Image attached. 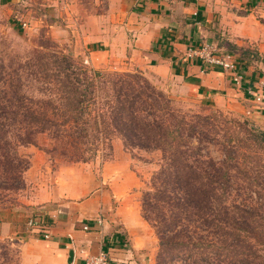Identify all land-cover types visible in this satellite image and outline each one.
<instances>
[{
	"label": "trees",
	"instance_id": "trees-1",
	"mask_svg": "<svg viewBox=\"0 0 264 264\" xmlns=\"http://www.w3.org/2000/svg\"><path fill=\"white\" fill-rule=\"evenodd\" d=\"M28 64L26 75L0 64V202L23 187L29 163L18 148L39 147V136L53 149L62 144L74 163L112 151L119 138L126 150L161 155L141 203L158 238L156 264H264V187L257 169L240 163L246 156L235 133L218 135L211 116L176 108L139 72L99 75L69 55L38 49ZM23 76L38 85L25 87ZM243 133L250 147L264 148V131ZM213 134L223 144L218 160L205 147Z\"/></svg>",
	"mask_w": 264,
	"mask_h": 264
},
{
	"label": "crops",
	"instance_id": "crops-1",
	"mask_svg": "<svg viewBox=\"0 0 264 264\" xmlns=\"http://www.w3.org/2000/svg\"><path fill=\"white\" fill-rule=\"evenodd\" d=\"M61 3L65 16L84 26L81 34L91 49L84 59L93 68L121 62L125 67L147 68L159 77L173 73L183 88L208 104H236L264 130V0ZM206 43L235 55L239 82H234L233 72L187 56L189 49ZM243 51L245 55H241ZM113 152V159L102 166L98 184L92 178L88 187L83 182L85 170L76 167L75 182L60 181L55 192L41 188L36 203L45 204V229L28 224L14 228L0 225V238L21 243L19 264H81L100 252L111 264H153L147 222L137 209L128 212L124 208L120 199L125 183L111 177L125 153L117 143ZM70 170L66 167L62 174ZM112 198L119 204L110 212ZM52 201L58 205L50 207ZM70 252L72 260L68 263Z\"/></svg>",
	"mask_w": 264,
	"mask_h": 264
},
{
	"label": "rangeland",
	"instance_id": "rangeland-1",
	"mask_svg": "<svg viewBox=\"0 0 264 264\" xmlns=\"http://www.w3.org/2000/svg\"><path fill=\"white\" fill-rule=\"evenodd\" d=\"M84 26L77 21L65 16V9L61 0H0V64L5 67L6 71L16 69L19 74L26 72L25 68L29 67V59L35 49L45 51L61 52L69 55L74 59L83 62L87 67L98 72L99 75L112 72H139L147 79L156 89L162 91L174 101V106L189 115L211 116V130L219 132L220 135L226 131L235 133L234 143L239 145V151L245 154L239 160L243 166L253 165L257 169L256 181L264 187V148L250 147L254 142L252 137L243 133L244 130L253 127L264 131L258 127L255 121L245 112L240 110L236 104L229 105L220 103L219 105L208 104L205 99L196 96V93L182 87V82L178 81L172 74L164 77L156 76L147 68L125 67L121 62L108 64L106 67L93 68L86 62V52L91 49L87 48L86 37L81 34ZM89 60V59H88ZM260 60V59H259ZM50 64L52 60H49ZM264 65V60L261 59ZM31 63H33L31 61ZM20 82L25 87L38 85L30 77L20 78ZM9 84V83H8ZM5 85H7L5 83ZM31 88V90H33ZM35 95H37L35 93ZM203 119L200 124H203ZM249 132V131H247ZM218 134V135H219ZM248 137V141L244 139ZM214 140L208 144L206 151L211 157L218 160L222 140L213 134ZM39 147H46L48 151L39 149L34 145H28L18 148V153L22 155L29 163L28 169L23 175V187L8 195L0 202V225L8 224L10 228L15 226H27L28 221L32 218L44 216V205L37 204L41 196L42 189L45 187L48 191L55 192L56 186L61 181L65 183L75 182L76 167H83V182L92 186V178L96 184L102 178V166L105 162L113 159V145L119 144L123 154L121 164L117 163L116 168L111 172L114 181L125 183V188L121 195L120 202L124 208L131 212V209H137L141 214V203L143 193L147 190L150 179L155 171L158 170L161 155L159 152H144L139 150H126L119 138L112 141V151H98L96 156L91 157L87 162H72L68 158L69 152L58 144L53 149L54 142L48 136L42 135L37 138ZM60 145H62L60 147ZM254 150V151H253ZM66 167H71L70 172L62 174ZM31 171V172H30ZM236 180L247 181L242 174H233ZM247 177L252 178L251 173ZM65 178V179H64ZM108 181L110 180L107 177ZM233 181V180H232ZM107 187L109 188L108 184ZM42 188V189H41ZM50 207L58 205L52 201L48 203ZM118 202L111 199L110 212L118 207ZM46 217V216H45ZM148 223V222H147ZM146 223L145 227L149 232L150 252L152 263L156 264L158 253V238L154 229ZM15 238V237H12ZM21 243L16 239L0 238V264H19V255Z\"/></svg>",
	"mask_w": 264,
	"mask_h": 264
},
{
	"label": "built area",
	"instance_id": "built-area-1",
	"mask_svg": "<svg viewBox=\"0 0 264 264\" xmlns=\"http://www.w3.org/2000/svg\"><path fill=\"white\" fill-rule=\"evenodd\" d=\"M187 56L189 58H197L199 61L213 66L219 67L224 71H230L234 73V82H239L241 77L236 73L237 71V62L236 57L233 53L222 49L214 44H204L199 48L189 49L187 51ZM44 216L38 218H32L28 221V225L38 230L45 229V223L43 222ZM44 239H47L48 236L45 234ZM81 264H111L108 261V258L105 253L100 252L96 256L86 259Z\"/></svg>",
	"mask_w": 264,
	"mask_h": 264
},
{
	"label": "water",
	"instance_id": "water-1",
	"mask_svg": "<svg viewBox=\"0 0 264 264\" xmlns=\"http://www.w3.org/2000/svg\"><path fill=\"white\" fill-rule=\"evenodd\" d=\"M72 260V252L69 253V259H68V263H70Z\"/></svg>",
	"mask_w": 264,
	"mask_h": 264
}]
</instances>
